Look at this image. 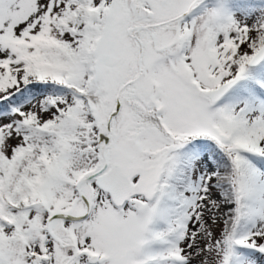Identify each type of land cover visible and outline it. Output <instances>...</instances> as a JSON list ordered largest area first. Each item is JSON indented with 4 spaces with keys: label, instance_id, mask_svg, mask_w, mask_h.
<instances>
[{
    "label": "snow or ice",
    "instance_id": "obj_1",
    "mask_svg": "<svg viewBox=\"0 0 264 264\" xmlns=\"http://www.w3.org/2000/svg\"><path fill=\"white\" fill-rule=\"evenodd\" d=\"M0 264H264V0H0Z\"/></svg>",
    "mask_w": 264,
    "mask_h": 264
}]
</instances>
